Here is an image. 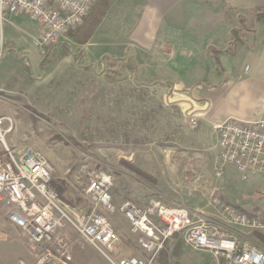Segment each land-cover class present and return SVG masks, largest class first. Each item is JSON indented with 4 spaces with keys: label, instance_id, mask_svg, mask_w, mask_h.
Returning a JSON list of instances; mask_svg holds the SVG:
<instances>
[{
    "label": "rangeland",
    "instance_id": "obj_1",
    "mask_svg": "<svg viewBox=\"0 0 264 264\" xmlns=\"http://www.w3.org/2000/svg\"><path fill=\"white\" fill-rule=\"evenodd\" d=\"M128 9L122 7V0H116L83 44L75 42L73 33L87 16L43 50L36 44L39 26L35 21L24 14L3 15L0 74L11 72L0 79V148L3 153L4 144L16 152L28 146L39 151L54 167L53 175L57 173L72 184L78 203L65 206L73 220L82 219L90 211L87 183L94 174L105 171L114 178L115 204L126 199L144 207L152 200L178 203L202 211L228 232L264 247V227L248 228L230 222L212 199L217 197L237 211L264 214V195L260 193L263 177L256 174L243 181L233 164H226L223 176L217 177L219 153L213 127L202 124L197 116V124L192 127L188 111L187 116L182 112L188 108L184 99L189 98L192 83L213 80L212 64H205L200 77L154 73L161 63L171 69L173 63L167 60L170 55L163 53H170V47L159 55L160 63H141L137 47L135 60L132 50L127 58L109 60L106 47L114 45L119 50V46L126 45L130 22L138 19L139 12ZM210 12L213 23L223 16ZM194 14L176 12L174 16L177 23H192L193 17L201 18L200 11ZM245 14L253 20L252 11ZM230 17H226L227 23L234 24L235 19ZM203 39L211 42L213 37L205 35ZM180 80L187 82L186 88ZM173 82L176 86L170 89ZM202 86L193 84L192 96L197 87L204 89ZM179 102L185 104L180 106ZM7 208L2 207V223L8 218ZM107 215L120 239L118 256L145 255L129 230L128 220L121 213ZM64 223L61 234L67 240L70 264H111L68 220ZM20 233L19 228L9 232L0 227V264H17L20 257H30L34 252V245ZM160 253L164 254V264H213L209 253L191 250L178 236L158 252L153 264H158Z\"/></svg>",
    "mask_w": 264,
    "mask_h": 264
},
{
    "label": "built area",
    "instance_id": "obj_2",
    "mask_svg": "<svg viewBox=\"0 0 264 264\" xmlns=\"http://www.w3.org/2000/svg\"><path fill=\"white\" fill-rule=\"evenodd\" d=\"M94 2L0 0V21L6 12L24 14L35 21L39 26L36 44L43 50L78 26ZM187 118L192 127L197 124L196 116ZM212 127L219 153L215 175L221 178L225 165L233 164L243 181L256 174L264 179V118L251 123L227 118ZM0 140L3 142L1 134ZM4 149L0 155V207H10V221L35 248L30 257H20L17 264H70L67 240L61 234L64 220L111 264H153L158 252L175 236L181 237L191 250L209 253L213 264H264V247L228 232L202 211L160 200H152L145 207L130 199L115 204L114 178L105 171L94 174L87 183L85 194L91 203L90 211L82 219L73 220L65 203L49 186L52 164L30 146L16 152L4 144ZM260 193L264 195V188ZM212 199L230 222L248 228L264 227L260 214L227 209L219 198ZM114 213L128 220L129 230L145 255L118 256L120 239L107 215Z\"/></svg>",
    "mask_w": 264,
    "mask_h": 264
},
{
    "label": "crops",
    "instance_id": "obj_3",
    "mask_svg": "<svg viewBox=\"0 0 264 264\" xmlns=\"http://www.w3.org/2000/svg\"><path fill=\"white\" fill-rule=\"evenodd\" d=\"M114 2L116 0H111L109 5ZM122 7L129 11H137L139 15L136 22L133 20L130 22L129 37L124 38L126 41L129 39L126 45L119 46V50L114 45L106 47L109 60L127 58L130 50L133 51L135 60L136 47L141 63L146 61L160 63L159 55L164 53L170 55L167 60L173 65L169 69L161 63L155 67L154 73L172 72L174 77L179 78L181 77L178 74L200 77L205 64H212L213 70H210L215 73L213 80L208 82L196 80L192 83L188 90L190 96L184 99L187 101L185 103H188V108L182 109L183 115L187 116L188 111L189 115L199 117L202 124L210 127L215 122L227 118L246 123L264 118V19L255 22L254 15L252 20V16L245 14L254 8L264 7V0H122ZM210 10L223 14L222 18L213 23L209 16ZM197 11H200L201 18L193 17L192 23H177L178 20L174 16L176 12H190L194 16ZM240 13L245 17L246 28H240L242 32H238L237 38L234 39L232 30L239 27ZM228 16L235 19L234 24L227 23ZM205 35L213 37L211 42L208 41L211 38L203 39ZM168 47L171 48V52H163L164 48ZM10 72L8 71L7 75ZM2 73L1 81L7 76ZM180 81L186 88L187 82ZM195 83L205 86H202L204 89L197 87L199 90L192 96L191 91L195 92L192 86ZM175 86L176 83L173 82L170 89ZM208 87L211 89H205ZM213 92L217 94L214 95ZM185 103L178 104L182 106ZM7 209L9 211L10 207ZM1 210L2 207L0 227H5L9 232L18 228L9 217L2 223L4 216ZM261 216L264 217V214ZM25 252L29 253L28 250Z\"/></svg>",
    "mask_w": 264,
    "mask_h": 264
},
{
    "label": "trees",
    "instance_id": "obj_4",
    "mask_svg": "<svg viewBox=\"0 0 264 264\" xmlns=\"http://www.w3.org/2000/svg\"><path fill=\"white\" fill-rule=\"evenodd\" d=\"M110 1L111 0H98L96 4L94 5V7L92 8V10L90 11V13L87 15V18H85L86 20H84V24L80 26L78 31L76 33L70 32V34L73 33V35H75V38H74L75 42L83 44L88 39L90 33L93 31V29L97 25V22L106 12L107 5ZM252 13L254 14L255 22H258L259 20L264 19V7L254 8L252 9ZM238 22H239V27L232 30V35L234 37L235 35H237L238 31H241L240 28H246L245 17L241 13L238 14ZM131 68H133V66ZM70 139L74 140V137L70 136ZM78 145H80L79 147L85 149V146L82 143L78 142ZM1 153H3L2 148H0V155ZM71 185L72 184L66 178L59 176L57 173H55L52 176L49 182V186L57 192L59 198L65 204L76 205L78 201H77V197H75L76 194L73 191V187ZM242 211H244V209H242ZM244 212L247 213L248 215L253 214V213H249L246 211ZM157 260H158V264H164V261H165L164 254L160 253Z\"/></svg>",
    "mask_w": 264,
    "mask_h": 264
},
{
    "label": "bare ground",
    "instance_id": "obj_5",
    "mask_svg": "<svg viewBox=\"0 0 264 264\" xmlns=\"http://www.w3.org/2000/svg\"><path fill=\"white\" fill-rule=\"evenodd\" d=\"M227 207V209H234V208H232L230 205H228V206H226ZM235 210V209H234ZM237 211V210H236ZM237 212H241V211H237ZM261 218H262V216H261Z\"/></svg>",
    "mask_w": 264,
    "mask_h": 264
}]
</instances>
